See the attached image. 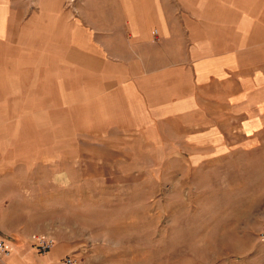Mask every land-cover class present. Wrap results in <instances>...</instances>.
I'll use <instances>...</instances> for the list:
<instances>
[{
  "label": "rangeland",
  "instance_id": "374dc122",
  "mask_svg": "<svg viewBox=\"0 0 264 264\" xmlns=\"http://www.w3.org/2000/svg\"><path fill=\"white\" fill-rule=\"evenodd\" d=\"M0 5L19 22L6 62L16 92L5 87L0 118L9 123L1 127L14 148H43V231L39 219H29L25 240L53 239L58 264L64 257L75 264H264L263 109L251 124H161L155 135L163 144L175 138V149L143 147L137 126L95 124L87 93L72 94L73 72L85 74L89 63L65 54L77 13L59 28L43 0ZM23 70L31 75L26 90ZM61 73L65 93L56 82ZM86 87L80 82L74 91Z\"/></svg>",
  "mask_w": 264,
  "mask_h": 264
},
{
  "label": "crops",
  "instance_id": "0c3cea01",
  "mask_svg": "<svg viewBox=\"0 0 264 264\" xmlns=\"http://www.w3.org/2000/svg\"><path fill=\"white\" fill-rule=\"evenodd\" d=\"M47 1L59 28L69 26V13L79 15L70 23L72 48L65 54L88 59L85 74H72V94L87 93L90 109L94 104L98 111L95 124L137 126L143 147L169 151L175 138L163 144L158 125L230 122L223 118L241 125L260 119L257 110L264 115V0ZM13 12L0 5V106L6 86L16 92L15 71L6 63L19 24ZM62 73L56 82L65 93ZM30 77L27 70L20 74L23 90ZM80 82L86 89L74 91ZM7 123L0 118V236L12 253L0 264H58V251L39 254L22 229L34 218L43 231L41 142L30 152L14 148L1 127ZM35 132L41 135L42 127ZM189 138L184 132V143ZM18 237L24 240L13 242Z\"/></svg>",
  "mask_w": 264,
  "mask_h": 264
},
{
  "label": "built area",
  "instance_id": "2783aa9c",
  "mask_svg": "<svg viewBox=\"0 0 264 264\" xmlns=\"http://www.w3.org/2000/svg\"><path fill=\"white\" fill-rule=\"evenodd\" d=\"M260 238L264 239V222L259 232ZM54 240L51 238H45L38 236L36 240H34V244L36 245L38 252L41 254L48 253L54 246ZM12 249L10 245L5 241V239L0 236V260L4 258H8L11 256ZM76 260L73 257H64L61 259L60 264H75Z\"/></svg>",
  "mask_w": 264,
  "mask_h": 264
}]
</instances>
